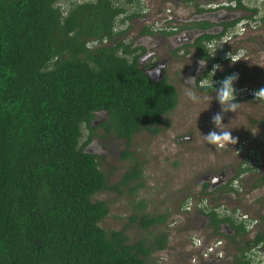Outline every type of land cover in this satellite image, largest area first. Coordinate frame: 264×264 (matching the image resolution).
<instances>
[{"label":"trees","instance_id":"1","mask_svg":"<svg viewBox=\"0 0 264 264\" xmlns=\"http://www.w3.org/2000/svg\"><path fill=\"white\" fill-rule=\"evenodd\" d=\"M61 1L0 0V264H152L150 255L167 248V233L129 243L124 229L101 227L109 207L94 198L139 179L141 163L109 184L88 146L100 128L102 136L124 142L128 158L135 133L143 128L155 132L160 123L167 124L163 117L176 107L178 92L165 78H148L132 42L124 40L127 30L117 29L116 20L130 0L123 5L117 0H79L65 12ZM236 7L252 20L259 12L242 0H236ZM133 16L140 15L135 10L126 20ZM260 17L264 20V14ZM220 36L204 35L202 40ZM205 57L212 65L221 59ZM246 60L208 77L217 84L247 65ZM242 81L247 84L251 79L239 77L238 83ZM100 112L107 118L102 127L94 126ZM82 128L88 134L80 144ZM262 160L258 155L246 157L245 165L235 170L236 177L253 172V187L264 186V168L258 167ZM229 190L237 194L236 188ZM217 191L219 198L223 192L218 188L211 191L208 183L201 185L203 197ZM200 204L197 212L207 219L212 235L227 238L235 248L228 261L254 264L250 252L264 249L261 223L250 236L243 221L221 216L214 207L207 208L205 200ZM166 218L167 214L139 217L143 229ZM223 226L234 234H225Z\"/></svg>","mask_w":264,"mask_h":264},{"label":"rangeland","instance_id":"2","mask_svg":"<svg viewBox=\"0 0 264 264\" xmlns=\"http://www.w3.org/2000/svg\"><path fill=\"white\" fill-rule=\"evenodd\" d=\"M74 1L79 2L62 0L60 4L63 11H67ZM125 1L127 0H117L122 5ZM170 2L130 0L126 3L127 11L116 20L118 30L124 28L127 30L124 40L133 42V39L138 37L140 25L145 23L140 17L145 16L144 13L153 15L159 22H162L164 17L169 19L170 13L165 10L171 7ZM247 3L251 7L257 6L259 10L254 20L250 19L252 28L227 46L231 52L245 53L247 59H245L247 65L236 68L233 73H238L242 80L250 77L251 81L247 84L244 81L238 83L234 86L237 91L248 84L254 87L264 85V20L260 17L264 14V0H247ZM135 10L140 16L126 20V16ZM177 12L184 16L187 14V8L179 4ZM226 55L221 53L223 59L220 63L221 70L233 66L225 59ZM171 73L172 70L167 72V81L178 91V103L163 117L167 124L159 125L158 131L142 130L134 134L128 147L131 156L124 157L126 146L123 141L111 136H102L104 131L100 128L95 130L99 135L90 143L88 149L97 155L100 169L108 176L109 184L119 181L122 174L137 162L141 163L143 168L142 176L122 186L120 191L105 190L94 195L96 200L105 201L109 207L108 215L99 224L106 231L124 229L129 243L142 238L151 241L160 231L166 232L167 248L150 255L148 262L152 264H211L210 256L204 257L201 252L218 238L222 239L223 243L220 246L226 253H234L235 248L227 238L212 235L207 219L197 212L202 200L207 201V208L239 210L247 213L252 219L261 216L259 220L261 227L264 228V188L253 187L255 180V176L251 174L253 172L240 175L242 185L236 187L237 194L227 191L217 198L219 196L217 193L203 197L200 192L202 182L200 176L207 171L217 172L225 168L226 176L232 177L246 157L257 155L263 157L264 168V101L245 99L237 102L235 112L223 113L222 124L218 129L211 122V117L221 109L216 99L193 90L182 77L170 78ZM250 85L246 86L245 91L238 93L250 94V91L257 90L258 87L253 88ZM188 92H194L199 98L198 102L190 100ZM97 120L94 121V126L98 125ZM210 130L218 132L229 130L231 135L237 138V142L244 143L239 151L237 142L223 148L206 144L203 135ZM87 132L88 130L82 128L80 144L86 140ZM189 134L192 135L190 140H179ZM143 214H167V218L162 224L143 229L139 219ZM133 215L136 216L135 220H131ZM230 261L216 264H231Z\"/></svg>","mask_w":264,"mask_h":264},{"label":"flooded vegetation","instance_id":"3","mask_svg":"<svg viewBox=\"0 0 264 264\" xmlns=\"http://www.w3.org/2000/svg\"><path fill=\"white\" fill-rule=\"evenodd\" d=\"M170 1L171 5H169L171 7L165 10V12L170 13L169 19L162 15L164 17V19H162V22L165 21V23L157 21L151 14L144 13L146 17L140 16L142 20H145V23L140 25L141 27L138 32V37H136L135 40L133 39L132 42V48L136 49L135 54L138 55L137 60L140 63L143 71L149 70L152 77L155 76V72L153 69L158 66L163 68L162 78H165L166 80H168L167 72L169 70H172V76L170 78H173L174 76L182 77L183 80L187 82L193 90L198 91L203 96H212L215 99V89L212 92H202V87L199 86L200 82L205 79L208 80L209 83L213 82L208 77V74H211V72L209 71L213 66L212 60L210 58H206L205 55H209L210 53V43L212 40L221 38L241 19L250 20L247 17L248 12L241 8H237L236 0ZM242 3L248 6L247 0H242ZM179 4L187 8L186 15L180 16L178 14L177 7ZM248 7L252 8L251 6ZM173 8L175 9L172 10ZM233 22L234 24L229 25L225 30L226 24H230ZM144 27H147L149 31L146 33H142V29ZM249 29L250 26L248 25L247 30ZM204 35L221 36L219 38H213L208 41L202 40ZM200 59H204L206 61L205 66L202 68H200L198 65V61ZM245 59V56H242L239 62L244 61ZM189 77H195L196 83L190 84L188 82ZM242 100L245 99L241 97L236 101L239 102ZM254 100L258 102L257 99L254 98ZM106 118V113L100 112L97 113L94 121L98 119L97 126L102 127V123L106 120ZM161 124L162 123H160L159 125ZM142 130L146 131V129L144 128L140 131ZM191 136L192 135L189 134L179 138V140H190ZM95 137L91 139L90 143H92ZM242 143L244 142H237V150L242 145ZM262 163L263 160L260 163V170L263 169ZM206 173L200 176V180H202L200 185H202L203 183H208L209 190L211 191L218 188L219 192L222 191V194H224L225 192L230 191L229 189H234L236 188V186L239 187V185H242V179H240V177L237 178L235 172L232 177L230 175L226 176L225 168L220 169L217 172L207 171ZM236 181L237 184L235 183ZM260 188H264V186H261ZM215 193L218 194V191ZM216 212H218V210H216ZM257 220V224L260 223L259 218ZM258 225H256V227H258ZM222 230L223 232H225V234H234L233 230H229L225 226L222 227ZM225 251L226 250L224 249L222 250V256L220 257H218L217 254L215 257L212 256L210 258L211 262L216 264L219 262L228 261V253H226Z\"/></svg>","mask_w":264,"mask_h":264},{"label":"clouds","instance_id":"4","mask_svg":"<svg viewBox=\"0 0 264 264\" xmlns=\"http://www.w3.org/2000/svg\"><path fill=\"white\" fill-rule=\"evenodd\" d=\"M94 2V0H93ZM226 59H230V61L234 64L237 61L240 60V58H234L230 52L226 55ZM206 61L204 59H200L198 61V65L200 68L205 66ZM221 66L218 64H214L212 69L209 71L211 72L212 76L215 74L216 70L220 69ZM239 79L238 73H233L222 80L218 81L217 84L209 83L208 80H202L200 82V87H214L215 88V99L218 101V103L221 106V109L219 112L215 113L211 117V122L215 125L216 128L219 129L220 125L222 124V115L225 112H235L238 103L236 101V89L234 87V82ZM188 82L190 84H195L196 79L195 77H189ZM188 98L192 100L193 102H198V97L195 95L194 92H188L187 93ZM254 97L255 99L259 101H264V87H261L254 91ZM203 140L206 144L216 146L217 148H223L227 145H232L237 142V138L233 137L231 135V132L228 131H216V130H210L207 134L203 135Z\"/></svg>","mask_w":264,"mask_h":264},{"label":"built area","instance_id":"5","mask_svg":"<svg viewBox=\"0 0 264 264\" xmlns=\"http://www.w3.org/2000/svg\"><path fill=\"white\" fill-rule=\"evenodd\" d=\"M248 25L252 28V26L250 24V20L241 19L240 21H238V23H236V25L233 28L229 29L221 38L212 40L210 43V53L209 54H212V56H219L221 58L222 57L221 53L228 54L230 52V54L234 58H240L241 59L242 56H244V53H238V52H234V51L231 52L229 50L222 52V50L224 47H227L230 42L239 38V36H241V34H244L247 31ZM227 60L230 61V59H227ZM222 61H223V59L221 58L220 61H217L214 64L220 65V63ZM231 74H233V72ZM236 85H238V80L234 82V86H236ZM246 89H247L246 86H244L243 88H239L238 91L236 90L237 92H235L238 95L237 94H235V95L238 97H244L245 95L248 94L247 92H244V93H238V92L245 91ZM248 90L250 91V89H248ZM250 94H252L254 96V92L250 91ZM235 183L237 184V181ZM203 203H205V202H203ZM200 205L201 204H199V206ZM214 210L215 211L218 210V212L221 216L228 215V216H232L234 219H236V221H243L247 231L250 232V234L254 233L256 228H257L256 227L257 222H258L257 218L252 219L248 216L247 213H243L239 210H236L235 212H231L229 209L222 208V207L214 208ZM222 243H223L222 240H219V239L216 240V242L207 246L201 252V254H203L204 257L210 256L209 258H211L212 256L215 257L216 254L218 257L222 256V248L220 246V245H222ZM255 249H257V250L251 254L252 258L254 259V264H264V249H260L259 247L255 248ZM255 249H253V250H255Z\"/></svg>","mask_w":264,"mask_h":264},{"label":"water","instance_id":"6","mask_svg":"<svg viewBox=\"0 0 264 264\" xmlns=\"http://www.w3.org/2000/svg\"><path fill=\"white\" fill-rule=\"evenodd\" d=\"M153 70H154V72H155V76H154V77H152V76L150 75V71H149V70H145L144 73H145V74L148 76V78H149L150 80H152V81H158V80L162 79V76H163V74H162V70H163V68L158 66V67L154 68Z\"/></svg>","mask_w":264,"mask_h":264}]
</instances>
